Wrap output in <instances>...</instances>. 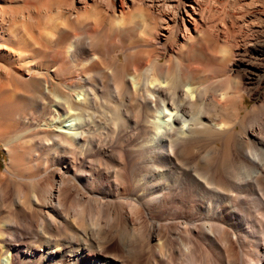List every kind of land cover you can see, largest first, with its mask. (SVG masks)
<instances>
[{
	"label": "bare ground",
	"instance_id": "6f19581e",
	"mask_svg": "<svg viewBox=\"0 0 264 264\" xmlns=\"http://www.w3.org/2000/svg\"><path fill=\"white\" fill-rule=\"evenodd\" d=\"M186 6L172 47L134 32L123 62L106 52L98 64L96 29L87 42L80 27L57 72L80 65L86 75L55 84L36 59L33 111L12 104L0 67V100L11 102L0 125V264H264V92L247 88L264 75L245 59L232 75L230 46L220 57L199 2ZM4 15L1 7L0 49L18 39L45 51L43 33L1 35ZM246 95L257 102L246 106Z\"/></svg>",
	"mask_w": 264,
	"mask_h": 264
},
{
	"label": "rangeland",
	"instance_id": "374dc122",
	"mask_svg": "<svg viewBox=\"0 0 264 264\" xmlns=\"http://www.w3.org/2000/svg\"><path fill=\"white\" fill-rule=\"evenodd\" d=\"M186 1L187 0H137V2L135 1L134 4L131 5L126 4L124 0H86L85 3L84 1L79 3V0H0V8L2 7L5 12V24L3 26L4 28L6 27V29H4L5 33L1 32V35L7 34V31H9L10 29H12L14 33L21 31L23 35L26 30L27 32L25 33V37L28 40H30L29 36L27 37V33L29 32L28 30H32L35 36H40V34L42 33V36L44 35L42 37L45 46V51L43 53H31L27 43L25 44L18 39L15 40V42L6 44L4 46L6 47L5 49H0V67L6 69L1 74L3 76V80L10 84L8 88L11 90L12 94H14L12 96L13 99L11 98L10 101H12V104L19 106V111H22L24 109L23 106L25 105V109L27 111H33L37 108L36 106L32 105L37 104V102H35L36 97L34 99L33 94L35 96V94H38L39 92L35 84L37 81V75L36 72L33 71L32 65V63H37V60H39L38 64H42L43 70L45 69L44 72L46 71L45 74L47 78H51L55 84H64L74 81L78 82V73H80L82 76L86 75L83 69H80V65L69 69L63 74L57 72V68L58 65L60 66L61 60V58L59 60V57H66V47H68V44L74 39L76 32V36H79L80 27L88 29L87 38L90 37V34L92 36V33H94L93 31H95L96 29L94 33L96 35H93L92 38L94 39L98 35L96 39H94L99 40L97 52L94 54L98 57L96 58L95 56V58L97 59H95V61L98 64L101 63L99 61L100 57L102 58L103 54H105L106 52L110 57H117L120 62H123L125 55H129L130 52L135 51V45H137V41H139V38L134 35V32L136 34L140 32L139 34L143 35L144 37L148 36V32L153 33L152 36H155L156 38L154 44L157 45V47H159L160 49L167 51V49L172 47V37L174 36V31L176 30V28L179 27L180 17L182 16L187 18L185 14V10L188 8V6H186ZM196 1L199 2L203 10V27H205L206 31L209 33V35H211L210 40L211 42L213 41L212 43L214 46L216 45L215 49L219 51V56L224 57L225 54L222 53L224 47L230 46L231 48V56L233 57L231 63L227 64V67L235 71L232 73V75L243 74V68L240 67L239 61L245 59L249 60V62H252V65H256V67H258L260 70L259 74L263 76L264 52H258L257 50H255V47H264V0ZM92 6L93 9L91 8ZM165 7L167 9H165ZM87 8H90V11H92L90 17H88L89 19L82 16V12ZM99 8L101 11L99 10ZM137 9L140 10V12ZM136 12L141 14H137ZM121 15H125L127 17H124L121 20V24L119 23L114 26L112 19H115L116 17ZM135 16L137 17V20L135 19ZM132 18L135 20H133ZM160 18L164 21H161ZM153 22L156 25H159L158 28L156 27V25L155 28H153ZM173 22L175 23L173 24ZM34 24H36L37 26H34ZM171 24L173 25V27L171 26ZM160 25H163L164 28L167 25V30H169V38L166 39V43L161 42L163 40L162 38H159V36L156 37L157 34L160 35L161 32H163L160 30ZM133 26L137 27V30L130 31L129 27ZM34 27L38 28L34 29ZM57 27L59 30L57 29ZM150 27L153 28V31L152 28L149 29ZM181 29L182 31H184L183 26L181 27ZM156 30H159V32ZM98 31H100L101 33ZM155 31L157 32L156 35ZM146 32L147 34L145 35ZM4 38H7V35H5ZM117 40L121 42H118ZM86 41L90 42V38ZM219 49H221V51ZM58 55L59 57H57ZM224 58H226V55ZM237 67L239 69H237ZM215 77L208 78L207 81L211 83L212 87H220L222 85L221 83H223L222 73L218 74V76ZM253 81L254 83L248 84L247 88L252 91V89H256L258 87L257 93L261 94L262 92H264V82L262 83V85L258 86V79L252 80V82ZM10 101L8 102V100L6 101V99L3 98L0 100V125H3L8 120V116L4 113L5 109L3 108L7 107L5 104H11ZM70 101L72 104V99H70ZM256 102L257 98L248 95L245 96L244 104H246V106L249 107ZM105 103L104 105H101V109L102 111L109 113L111 110L110 104H108L107 102ZM128 106L129 104H125L127 110ZM5 161H7V156L4 151V146L2 145V143H0V171L4 168ZM39 164L37 163L38 167H43L44 161L39 162ZM5 214L6 213H3L2 216H4ZM28 242L29 240L28 238H26L22 243L26 245Z\"/></svg>",
	"mask_w": 264,
	"mask_h": 264
}]
</instances>
